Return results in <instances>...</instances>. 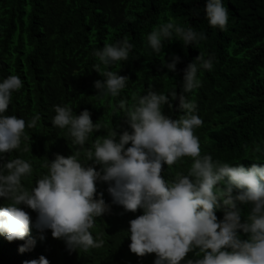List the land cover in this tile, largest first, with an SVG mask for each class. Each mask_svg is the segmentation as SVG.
Here are the masks:
<instances>
[{"label": "clouds", "instance_id": "9594fccd", "mask_svg": "<svg viewBox=\"0 0 264 264\" xmlns=\"http://www.w3.org/2000/svg\"><path fill=\"white\" fill-rule=\"evenodd\" d=\"M203 12L209 27L226 28L229 13L222 0H205ZM199 14L198 9L193 11ZM174 37L184 47L206 39L191 27L161 22L152 27L146 43L159 54L164 42ZM133 47L124 38L93 49L91 55L97 61L93 71L103 76L93 84L97 98H116L126 88V76L111 70L101 73V66L110 69L127 62ZM213 61L211 56L199 55L187 64L179 95L149 86L143 95L132 97L130 106L119 101L127 128L119 134L113 128L88 148L85 143L100 130V124L92 122L87 109L76 115L66 104L54 106L51 125L66 129L72 145L78 147L67 157L56 154L47 160L46 173L30 189L22 182L32 175L31 163L5 159V154L21 148L22 141L29 139L25 128L35 127L40 117L26 122L5 115L12 94L23 82L18 75L0 79V199L7 202L0 206V235L8 242L24 241L20 253L31 251L36 243L29 237L32 223L39 232L50 231L52 238L62 240L70 252L100 248L104 241L91 230L97 218L110 212L103 194L97 192L96 185L103 183L112 204L125 212L142 213L129 221L126 231L129 250L137 257L155 254L153 264H264V163L246 168L214 160L201 153L194 134L202 120L187 94L200 87L198 72L211 71ZM178 63L180 58L173 54L161 67L175 72ZM173 101H178V118L163 111L165 105L172 109ZM253 151L264 153V141L255 144ZM185 158L191 161L186 174L178 173L167 181L162 167L179 165ZM244 206H248L246 215H242ZM25 208L35 213L34 222ZM217 212L223 214L222 219L218 220ZM23 264L49 261L40 256Z\"/></svg>", "mask_w": 264, "mask_h": 264}, {"label": "trees", "instance_id": "16d2710c", "mask_svg": "<svg viewBox=\"0 0 264 264\" xmlns=\"http://www.w3.org/2000/svg\"><path fill=\"white\" fill-rule=\"evenodd\" d=\"M204 2L0 0V79L18 75L23 82L22 88L12 94L5 115H15L26 122L33 116L40 117L35 127L25 128L29 139L22 141L21 148L5 154V159L21 158L31 163L32 175L22 182L25 188L30 189L46 173L47 160H53L56 154L67 157L78 147L72 145L66 129L51 125L54 106L66 104L76 115L87 109L92 122L100 124V130L90 134L85 143L88 148L113 128L118 134L127 128L119 101H125L128 107L132 97L143 95L149 86L179 95L183 69L199 55L214 58L211 71L198 72L200 87L187 94L195 101L196 114L202 120L194 132L201 153L246 168L264 163V153L253 151L255 144L264 141V0H222L229 13L223 31L209 27ZM197 9L199 16L193 15ZM161 22L191 27L203 32L206 39L196 46L184 47L174 37L164 42L161 53H154L147 46L146 36ZM124 38L134 46L129 60L110 69L101 66V73L117 71L129 82L118 97L97 98L93 84L103 76L93 71L97 61L91 53L105 43ZM173 54L180 63L175 72H169L161 62H170ZM172 104V109L164 106V114L178 118V101ZM190 163L185 158L179 165H165L162 176L170 182L178 173L186 174ZM96 187L110 205L109 214L97 218L91 230L94 237L99 235L104 241L100 248L70 252L62 240L51 237L50 231L41 233L30 223L29 237L35 240V247L20 253L18 249L24 241L8 242L0 235V264H23L40 256L49 264H153L155 254L137 257L128 247L129 221L141 211L125 212L112 204L106 184L98 183ZM5 203L0 199V206ZM24 210L34 222L35 213ZM247 211L248 206H244L242 215ZM216 215L222 219L221 212Z\"/></svg>", "mask_w": 264, "mask_h": 264}]
</instances>
